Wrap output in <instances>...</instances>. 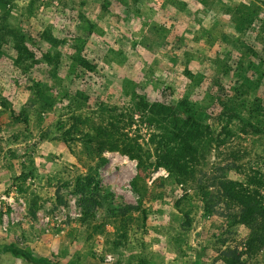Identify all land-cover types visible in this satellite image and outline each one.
<instances>
[{
    "label": "rangeland",
    "instance_id": "374dc122",
    "mask_svg": "<svg viewBox=\"0 0 264 264\" xmlns=\"http://www.w3.org/2000/svg\"><path fill=\"white\" fill-rule=\"evenodd\" d=\"M160 118L206 154L184 183L156 166ZM100 126L149 161L96 150ZM234 159L264 170V0H0V264H264L207 181Z\"/></svg>",
    "mask_w": 264,
    "mask_h": 264
},
{
    "label": "trees",
    "instance_id": "16d2710c",
    "mask_svg": "<svg viewBox=\"0 0 264 264\" xmlns=\"http://www.w3.org/2000/svg\"><path fill=\"white\" fill-rule=\"evenodd\" d=\"M248 16L249 15L245 17L241 16V20L246 23V21L252 19L251 15ZM14 48L21 55L24 53L30 54L28 49L20 42H15ZM31 55L33 54L31 53ZM256 68L258 67L256 66ZM246 71H248V69ZM251 77L249 78V76H247V81L242 84L243 88H247L248 81ZM245 92L249 93L248 90H244L243 93ZM252 99L253 100H241V98H238V101L241 103L240 109L244 108L248 111L247 115L249 119H251L252 116L258 120V112L255 108L256 105L259 106V102L261 105L262 101L258 100L257 96H254ZM160 109L164 111L163 115L169 117L168 108L166 106H160ZM238 113H240V111ZM246 120L248 119L245 117L244 121ZM163 121V118H160L159 122L165 132L163 135L159 136L161 140L159 141L157 149L156 166L165 167L178 182L184 183L187 179L203 171L200 167L204 166L202 164L204 160H206V154L194 143V138L192 139L193 141L186 139L183 135L184 127L182 130H172L169 129L168 126H166L167 123ZM248 121V124L245 123L246 129L248 127L253 128L250 123L251 121ZM188 124L191 125L189 127L191 129L194 127L200 128L198 122L193 121ZM95 131L96 136L88 137V143H95L96 146L94 148L99 152H103L105 149L121 151L130 158L138 160L141 167H143L144 161L148 162L151 158V155H146L137 139L128 137L125 139H116L113 136L116 130L112 127L106 128L100 126L95 128ZM242 131L243 133H248V130L243 129ZM227 134H231V131L228 130ZM212 139L216 141L217 147L225 144V139L220 135L213 136ZM243 167L244 165H241L237 159L228 160L225 164L216 163L213 169L216 174L208 178L207 181L210 180V186L218 188L225 199L238 205L240 208L238 222L250 230L244 253L248 255H257L264 248V170L258 168L254 169V167L249 166V171L247 173L245 172L246 176L243 181L235 180L228 176V174L233 171L242 174ZM130 209H135V207L131 206ZM222 255L226 258V264H244L242 252L225 250L222 252Z\"/></svg>",
    "mask_w": 264,
    "mask_h": 264
}]
</instances>
